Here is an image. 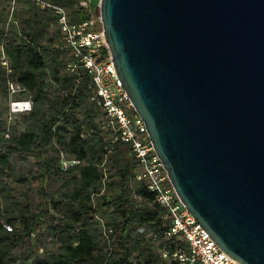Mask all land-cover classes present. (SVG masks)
<instances>
[{
    "label": "water",
    "instance_id": "1",
    "mask_svg": "<svg viewBox=\"0 0 264 264\" xmlns=\"http://www.w3.org/2000/svg\"><path fill=\"white\" fill-rule=\"evenodd\" d=\"M117 73L190 212L264 264V0H101Z\"/></svg>",
    "mask_w": 264,
    "mask_h": 264
},
{
    "label": "trees",
    "instance_id": "2",
    "mask_svg": "<svg viewBox=\"0 0 264 264\" xmlns=\"http://www.w3.org/2000/svg\"><path fill=\"white\" fill-rule=\"evenodd\" d=\"M4 1L0 0V24L7 17ZM50 1L66 7L71 21L89 19L98 5L93 2L90 12L76 0ZM73 59L57 13L32 0L18 28H0V97L7 100L11 116L27 117L23 130L9 127L0 105V264L30 260L31 264H179L174 257H163L162 250L173 253L184 238L165 234L170 222L163 219L164 209L147 182L136 180L142 168L131 145L120 139L113 142L115 132L105 129L101 120L96 122L103 110L92 78L83 68L69 70ZM10 82L24 90L11 96ZM28 97L31 110H11L12 100ZM62 151L80 162L63 169ZM13 154L33 155L40 167L38 175L16 178L22 183L29 175L39 180L45 198L39 212L31 209L26 193L17 196L16 186L6 181ZM46 179L62 180V190L47 192L42 185ZM100 208L108 212L111 242L101 241ZM52 210L59 214L56 224L49 226L57 250L45 248L39 256L40 241L32 234L42 227L41 218L54 216ZM139 227L151 232V238L146 232L137 233ZM26 241L27 250L18 252Z\"/></svg>",
    "mask_w": 264,
    "mask_h": 264
},
{
    "label": "built area",
    "instance_id": "3",
    "mask_svg": "<svg viewBox=\"0 0 264 264\" xmlns=\"http://www.w3.org/2000/svg\"><path fill=\"white\" fill-rule=\"evenodd\" d=\"M32 1L42 9L57 13L63 40L74 56L68 69L77 71L83 68L91 76L98 104L103 110V127L115 132L113 142L120 139L131 145L142 168L136 175V180L147 182L148 188L155 193L157 203L164 209L163 219L170 222L165 234L168 237L177 235L184 238V244L178 246L173 253L162 250L163 257H174L179 264H242L214 241L179 197L167 168L153 146L145 120L135 108L117 73L102 19L95 16L101 0L91 17L82 21H71L63 5L50 0ZM76 1L91 12L93 0ZM9 86L11 96L24 90L13 82ZM11 107L13 112L29 111L32 100L30 97L12 100ZM60 157L63 169L80 162L78 159L68 158L63 151Z\"/></svg>",
    "mask_w": 264,
    "mask_h": 264
},
{
    "label": "rangeland",
    "instance_id": "4",
    "mask_svg": "<svg viewBox=\"0 0 264 264\" xmlns=\"http://www.w3.org/2000/svg\"><path fill=\"white\" fill-rule=\"evenodd\" d=\"M99 0H93V2ZM3 7L6 9L7 17L6 21L0 24V28L10 29L11 27L18 28L20 26V18L25 13V11L28 8V0H5L3 2ZM95 16L98 18L101 17V11L100 6H98L95 10ZM56 25L51 26V32L54 33L56 31ZM65 72L66 69H63ZM49 81L51 79L49 78ZM55 86L52 88L54 90ZM0 105L3 109V118L7 122L8 126L15 125L18 130H23L25 127V124L27 122L26 114L22 113H16L11 116L9 114L8 109V102L7 100L0 97ZM102 118V114L100 113L99 117L96 119V122L100 123V120ZM61 148V147H59ZM51 154H57L55 152L51 151ZM11 168L8 170V172H11V175H8L6 178V181L13 186H16V189L14 190V193L17 196H21L23 193H26L28 202L31 205V209L35 212L40 211V206L45 203V198L41 195V185L39 183V180L33 179L32 176L29 175V179L27 182H19L17 181V177H20L22 175L33 173L38 175L40 173V167L36 162V159L32 156L23 157L18 154H13L11 157ZM45 187V190L51 194H57L60 190H62V180L52 181L46 179L43 184ZM54 216L49 215L48 217L41 218L42 221V227L36 229L34 233L32 234L33 239H39L40 241V251L37 252L39 256H43V250L45 248H48L50 250H57V246L54 243V237L50 234V228L49 226L52 224H56L57 219L56 217L59 215L55 211H51ZM97 220H100L101 224H104V227L102 228V231H104V235L102 237V242L107 240L108 242H111V236L110 232L108 231L107 222L110 220L108 217V212L104 208H100V211L97 216ZM8 228L9 226L6 225ZM106 231V232H105ZM137 233H145L144 227H139L136 230ZM147 237L151 238V232H146ZM29 247V242L26 241L25 244L20 245L17 250L18 252H22L23 250H27ZM161 249H158L157 252H160ZM32 260H30L27 264H31ZM16 264H21L20 262H17Z\"/></svg>",
    "mask_w": 264,
    "mask_h": 264
}]
</instances>
